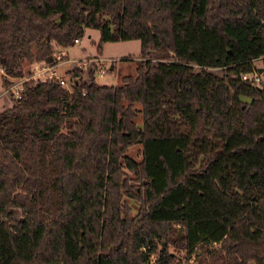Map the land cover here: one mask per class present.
Wrapping results in <instances>:
<instances>
[{
	"label": "trees",
	"instance_id": "1",
	"mask_svg": "<svg viewBox=\"0 0 264 264\" xmlns=\"http://www.w3.org/2000/svg\"><path fill=\"white\" fill-rule=\"evenodd\" d=\"M86 26L98 52L137 37L139 60L113 83L74 65L69 88L10 93L0 264H171L170 244L264 264V0H0L2 86Z\"/></svg>",
	"mask_w": 264,
	"mask_h": 264
},
{
	"label": "rangeland",
	"instance_id": "2",
	"mask_svg": "<svg viewBox=\"0 0 264 264\" xmlns=\"http://www.w3.org/2000/svg\"><path fill=\"white\" fill-rule=\"evenodd\" d=\"M99 36V28L97 26H86L83 35L79 37L77 42H74L69 46V54L70 56H78L81 54L87 55H98L99 57L108 60L113 63L114 68L109 69L107 76L105 77L103 83H113L119 80V77L123 73H130V71H134L135 66L138 62L139 58V48L140 42L137 37H129V38H116L112 40H105L102 43V50L98 52L96 40ZM262 63L261 57H256L254 59V66L258 67ZM28 64V63H27ZM26 64V65H27ZM34 63L31 61V64ZM67 62H61L58 73L60 74V68L62 66H66ZM26 67V66H25ZM66 74L64 79H66L67 85L70 84L69 77L70 74H67V68L65 69ZM2 69L0 68V110L5 106H9L12 103L13 98L10 95V91H7L6 87L2 86L1 76ZM30 73V71H29ZM28 71L23 73L21 76H27ZM70 86V85H69ZM12 94V93H11ZM13 96V95H12ZM140 143L134 142L129 146L128 152L130 155L138 158L140 157ZM134 181V180H133ZM135 210V208L133 209ZM168 251H172L174 257L171 261V264H191L193 263L192 259H186L185 252L177 247L170 244L168 246Z\"/></svg>",
	"mask_w": 264,
	"mask_h": 264
},
{
	"label": "built area",
	"instance_id": "3",
	"mask_svg": "<svg viewBox=\"0 0 264 264\" xmlns=\"http://www.w3.org/2000/svg\"><path fill=\"white\" fill-rule=\"evenodd\" d=\"M79 40V36L74 37L73 43L77 42ZM71 44L66 45H60L55 47L54 50V61H46V60H39L34 59L32 62L34 63L31 66L30 73L25 76H18V77H10L12 78V83L7 87V91H10L13 95V97L18 98L21 96L22 91L24 89V83L26 80L31 79L35 82L37 81H43L47 78L55 77L58 80H60V83H63L66 87L69 88V85L66 83V79H64L62 76L59 75L57 71V66L60 63V60H62L65 55L67 54L68 48ZM68 61H73L75 66H79L82 68H86L88 66L94 67V79H97L98 82L103 83L104 80H106V76L108 74V71L110 69V65L112 64L108 60H105L98 55H87V54H81L78 56H72V57H66ZM3 71V67H0ZM243 79H251L257 82L260 77V70L259 67L254 66L249 71H244V73H241Z\"/></svg>",
	"mask_w": 264,
	"mask_h": 264
},
{
	"label": "crops",
	"instance_id": "4",
	"mask_svg": "<svg viewBox=\"0 0 264 264\" xmlns=\"http://www.w3.org/2000/svg\"><path fill=\"white\" fill-rule=\"evenodd\" d=\"M67 56H68V57H72V56H70V54H69V49H68L67 54L65 55V57H64L62 60H60V63H59L58 66H57V71H58L61 62H67V65H66V66H62V67L60 68V74H59V75L62 76V77H65V74H66L65 69H66V68H67V74H70V68H72V67L74 66L73 61H68V59L66 58ZM113 63H114V62H113ZM113 63L111 64V65H112L111 69L114 68V67H113ZM0 67H1V66H0Z\"/></svg>",
	"mask_w": 264,
	"mask_h": 264
},
{
	"label": "water",
	"instance_id": "5",
	"mask_svg": "<svg viewBox=\"0 0 264 264\" xmlns=\"http://www.w3.org/2000/svg\"><path fill=\"white\" fill-rule=\"evenodd\" d=\"M112 67V65H110V68ZM262 69V66H259V70H261Z\"/></svg>",
	"mask_w": 264,
	"mask_h": 264
}]
</instances>
